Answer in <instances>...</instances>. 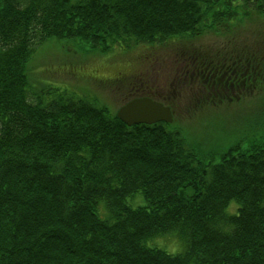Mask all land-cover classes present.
<instances>
[{
    "label": "trees",
    "instance_id": "1",
    "mask_svg": "<svg viewBox=\"0 0 264 264\" xmlns=\"http://www.w3.org/2000/svg\"><path fill=\"white\" fill-rule=\"evenodd\" d=\"M251 16L264 19V0H0V264H264V126L208 150L176 111L173 122L128 125L27 73L49 38L126 48L199 39ZM197 53L182 52L200 60L197 99L200 81L219 103L264 77V55ZM170 230L185 238L182 254L146 243Z\"/></svg>",
    "mask_w": 264,
    "mask_h": 264
},
{
    "label": "rangeland",
    "instance_id": "2",
    "mask_svg": "<svg viewBox=\"0 0 264 264\" xmlns=\"http://www.w3.org/2000/svg\"><path fill=\"white\" fill-rule=\"evenodd\" d=\"M256 35L263 39L254 38ZM183 50H187V54L195 50L199 55L220 56L229 51L243 50L264 55V19L251 16L228 31L207 33L195 40L132 43L126 48L116 45L107 50L92 48L75 39L53 37L36 45L27 73L34 87L67 88L79 96L96 99L117 112L133 94L140 95L143 91L138 92L126 85L118 86L113 80L122 74L134 76L144 70L147 73V67L149 72L145 76L160 88L156 93L158 98L167 99L174 106L177 123L208 150L226 147L247 131H255L260 124L264 126V77L253 82L257 87L250 94L242 93L238 100L219 103L206 101L210 90H206L200 81L203 89L197 99L188 79L193 80L200 60L187 58L182 55ZM181 74L185 80L178 83ZM172 88L182 92L177 101L166 96ZM131 90L136 92L131 94ZM132 202L138 204L143 199L137 197ZM236 204L233 201L228 210ZM146 243L159 246L152 239Z\"/></svg>",
    "mask_w": 264,
    "mask_h": 264
},
{
    "label": "water",
    "instance_id": "3",
    "mask_svg": "<svg viewBox=\"0 0 264 264\" xmlns=\"http://www.w3.org/2000/svg\"><path fill=\"white\" fill-rule=\"evenodd\" d=\"M117 115L128 125L173 121V113L170 106L149 96L131 99L119 108Z\"/></svg>",
    "mask_w": 264,
    "mask_h": 264
},
{
    "label": "flooded vegetation",
    "instance_id": "4",
    "mask_svg": "<svg viewBox=\"0 0 264 264\" xmlns=\"http://www.w3.org/2000/svg\"><path fill=\"white\" fill-rule=\"evenodd\" d=\"M148 72H149V69L147 70V73L144 74V72H141L142 74H139V73L135 74L133 78L124 76L125 78L122 79V78H119V76H117L114 80H118L119 85H126V86L133 87L134 89H137L138 92L143 91L142 94L139 93L140 95H149V96H151L157 100L163 101L164 98H158L159 96L156 94V93L160 92V88H156L151 82H149V80L145 76L148 74ZM197 78H198V76H197ZM139 80H141V82ZM181 81H182V77H179V81H177V82L180 83ZM190 82L192 83L191 87L193 86L194 88H196L197 83H194V80H190L189 83ZM173 89L176 90L177 88H173ZM144 91H146V92L149 91L150 93H146ZM166 96L171 97V93L166 94ZM170 106H171L172 110H174L172 105H170Z\"/></svg>",
    "mask_w": 264,
    "mask_h": 264
},
{
    "label": "clouds",
    "instance_id": "5",
    "mask_svg": "<svg viewBox=\"0 0 264 264\" xmlns=\"http://www.w3.org/2000/svg\"><path fill=\"white\" fill-rule=\"evenodd\" d=\"M150 239L155 240L161 250L170 256L182 254L187 246L185 238L176 230H170L164 235H156Z\"/></svg>",
    "mask_w": 264,
    "mask_h": 264
}]
</instances>
